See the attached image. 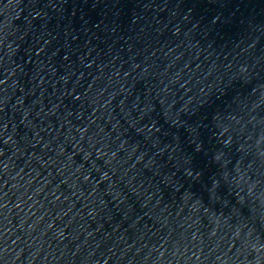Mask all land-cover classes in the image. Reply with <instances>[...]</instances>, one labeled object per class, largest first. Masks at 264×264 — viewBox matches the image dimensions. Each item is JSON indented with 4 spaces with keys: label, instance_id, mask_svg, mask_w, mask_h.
<instances>
[{
    "label": "water",
    "instance_id": "water-1",
    "mask_svg": "<svg viewBox=\"0 0 264 264\" xmlns=\"http://www.w3.org/2000/svg\"><path fill=\"white\" fill-rule=\"evenodd\" d=\"M0 264H264V0H0Z\"/></svg>",
    "mask_w": 264,
    "mask_h": 264
}]
</instances>
